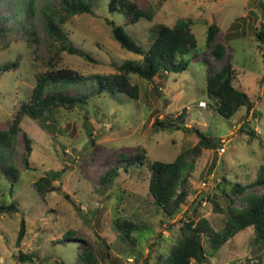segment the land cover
Wrapping results in <instances>:
<instances>
[{
  "label": "rangeland",
  "instance_id": "1",
  "mask_svg": "<svg viewBox=\"0 0 264 264\" xmlns=\"http://www.w3.org/2000/svg\"><path fill=\"white\" fill-rule=\"evenodd\" d=\"M104 1L89 0L102 13L75 14L68 19V42L86 57L63 51L44 28L43 8H59L61 0H34L37 40L24 28L25 1L0 0L1 129L9 128L21 104L29 100L37 73L56 67L71 68L84 76L113 73L124 59L141 58L113 38L107 23L112 17L105 12ZM129 1L142 9L152 8L154 23L172 26L180 18L191 20L197 48L188 55L189 69L163 72L153 82L130 75L129 82L139 87L137 98L92 94L86 103L59 107L44 118H21L8 151L18 170L12 187L0 164V203L15 200L19 207L18 212L0 211V264H36L39 260L41 264H84L80 258L85 250L99 264H140L145 257L154 262L159 252L168 253L182 223L190 218L206 217L220 230L224 214L215 210L209 197L231 193L235 183L248 185L264 168V42L256 35L264 25V0ZM116 20L139 45L148 48L153 24L132 22L129 16ZM210 24L217 27L214 43L225 47L220 59L205 46ZM14 61L16 66L4 70V64ZM227 62L233 65L235 85L254 101L249 111L240 108L230 118L217 112L216 99L205 90L208 73ZM94 87V81L86 80L51 85L47 92L80 95ZM163 119L183 127L169 130L170 124H156ZM197 131L217 146L186 156L188 166L183 173H187L189 195L169 217L148 191L147 165L154 159L170 161L193 147L199 140ZM24 134L31 139L29 155ZM139 153L145 156L144 164H132L125 171L124 166ZM114 168L117 174L102 182L100 178ZM48 174H57L52 183L58 190L42 198L32 184ZM262 189L248 187L246 191ZM246 191L232 195L235 207L245 205ZM216 202L224 207L229 198H216ZM125 218L136 225L134 243L115 226V220ZM21 220L26 234L18 244ZM203 244L206 259L201 263L193 260V264H264V249L253 242L251 227L217 248L203 234ZM20 253L30 254L32 262L20 260Z\"/></svg>",
  "mask_w": 264,
  "mask_h": 264
},
{
  "label": "trees",
  "instance_id": "2",
  "mask_svg": "<svg viewBox=\"0 0 264 264\" xmlns=\"http://www.w3.org/2000/svg\"><path fill=\"white\" fill-rule=\"evenodd\" d=\"M24 1L26 3L23 15L25 31L37 40V26L34 23L35 3L34 0ZM104 2L106 4L105 12L112 17L107 19V23L111 26L113 38L122 48L140 54L141 58L138 60L124 59L120 64L115 65L117 71L113 73H94L84 76L67 67H56L37 73L29 100L21 104L8 129L0 128V164L3 167V172L12 181L11 187L18 178V170L9 160L8 151L17 136L19 123L23 116L41 119L45 117L46 113L59 107L72 108L78 104H84L92 94L109 93L113 96L125 94L132 98H137L139 87L137 84L129 82L130 75L135 74L153 82L163 72L179 73L189 69L190 59L188 55L192 49L197 48L196 38L191 32L190 19L180 18L172 26H169L152 22V8H139L136 3L129 0H105ZM101 10L93 8L89 0H61L59 8L54 9L48 5L43 8V13L47 19L44 28L54 38L55 44L59 42L63 51L88 57L86 54L74 49L68 42V32L66 30L69 26L68 19L75 14H99L102 13ZM120 16H129L132 22L145 21L151 25L153 24L152 41L147 49L139 45L126 32L124 26L116 20ZM216 31V25L210 24L207 30L205 46L211 48V52L216 59H220L225 52V47L222 43H214ZM2 33L3 29L0 26V35ZM256 35L259 40L264 42V25L263 29L257 31ZM89 58L91 59V57ZM16 65L17 62L14 61L11 64H4L3 68L4 70H10ZM210 69L213 68L210 67ZM234 78V68L230 62H227L220 70L209 72L206 77V94L216 99V110L225 118H230L240 108H245L246 111H249L254 105V101L248 93L235 85ZM86 80L95 82V87L91 92H84L80 95H68L53 90L47 92V88L51 85L56 87L58 85L67 86ZM161 122L170 124V127H167L168 129L170 128L169 130L183 127L181 124L169 123L164 119L161 121L156 120V124ZM197 133L199 140L193 147L181 151L170 161L154 159L147 165L148 191L153 197L155 205L160 207L169 217L178 211L189 195L187 173H183L186 166H188L185 162L186 156L189 154L197 156L201 148L215 149L217 146L216 142L204 133L200 131H197ZM250 133L253 135V132ZM24 135L26 151L29 155L32 151L31 139L27 134ZM144 160V154L139 153L128 162V165L124 166V170L128 171L129 166L132 164L143 165ZM25 161L27 162V159ZM214 166L215 164L211 165V170ZM114 174H117L115 168L107 171L100 180L102 182L109 181ZM56 176L57 174H48L33 182L32 186L40 197L43 198L49 191L58 190V187L52 183ZM257 186H261L263 189L260 192L246 191L248 187L254 188ZM244 191H246L244 195L245 205L235 207V200L232 195ZM209 198L214 204L215 210L224 214L225 219L220 230H216L206 217L190 218L182 223L180 232L166 255L159 252L155 256L154 262H151L149 257H145L140 264H193V260L201 263L206 259L203 234L207 235L210 246L217 248L225 244L237 232L247 227L253 229V242L255 245L264 249V168L248 185L235 183L231 188V193L223 191L221 194L214 195V198ZM216 198H229V202L223 207L217 204ZM0 211L6 213L18 212L19 207L17 202L13 200L10 203H0ZM195 212H197V208H195ZM115 226L120 230L124 238L134 243L132 231L135 230L136 225L133 221L126 218L117 219L115 220ZM25 234V222L21 220L16 238L18 244H20ZM32 258L30 254L24 253H20L19 256L22 261L32 262ZM80 259L84 264H99L96 257L89 250H85ZM36 264H41V261H36ZM113 264L117 263L114 262Z\"/></svg>",
  "mask_w": 264,
  "mask_h": 264
},
{
  "label": "built area",
  "instance_id": "3",
  "mask_svg": "<svg viewBox=\"0 0 264 264\" xmlns=\"http://www.w3.org/2000/svg\"><path fill=\"white\" fill-rule=\"evenodd\" d=\"M225 149L223 147L220 148V152H224Z\"/></svg>",
  "mask_w": 264,
  "mask_h": 264
}]
</instances>
